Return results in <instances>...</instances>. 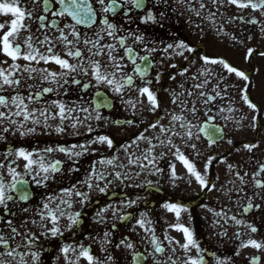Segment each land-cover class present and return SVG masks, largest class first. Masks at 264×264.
Segmentation results:
<instances>
[{
	"label": "snow or ice",
	"instance_id": "snow-or-ice-1",
	"mask_svg": "<svg viewBox=\"0 0 264 264\" xmlns=\"http://www.w3.org/2000/svg\"><path fill=\"white\" fill-rule=\"evenodd\" d=\"M175 2L198 20L206 22L217 35L229 37L236 43L241 41L225 31L226 24H233L237 20L248 24L260 22L254 16L246 19L244 15H227L224 11L226 7L235 6L241 11L251 9L252 12H260L264 16V0ZM161 3L167 4L168 0H0V16L6 18L4 22H0V56L4 57L0 60V142H6L8 135L18 134L21 139L35 135L38 128L42 129L43 134L54 132L61 135L68 128L73 129L74 134H79V128L84 127L90 134L96 131L91 125L93 119L97 122L106 119L101 114V108L110 106L107 92H111L116 99L133 109L137 104H143L141 97H146L149 111H165L169 118L167 125L162 123L165 116L159 115L154 122L146 124V130L158 129L157 135H146L142 131L129 143L120 146L125 153L126 163L118 155H113L92 164L88 176L82 181L88 191L73 184L60 189L56 195L44 196L38 208H33L31 203L36 195L34 189L47 188L49 182L58 173H62L63 162L52 159L53 153H62L69 160H74L85 155L93 144H106L113 150V139L107 135H97L84 144L69 146L57 144L28 148L10 145L0 152V264H44L42 253L47 249L41 238L56 239L63 237L65 232H74L82 223L86 214L84 208L90 202V193L93 190L107 195L108 186L116 181L123 184L124 181L144 173H163L164 169L158 166V161L163 160L167 154H171L184 166L188 176L194 178L202 190L215 189L206 173L217 157H208L204 169L198 170L186 150L191 149L199 155L198 142L202 139L201 134L207 138L209 146L215 144L221 130L214 121L221 116L229 119L224 113L236 111L231 106L226 109L216 103L228 96V86L225 83L227 76L216 72L212 66L219 65L228 75L234 74L244 81H248L249 77L231 65L226 58H213L206 53L200 55L195 47L183 40L157 48L154 46L155 42L140 32L138 27L131 28L137 20L139 24L162 25L166 13L155 11ZM137 13L142 15H135ZM195 26L203 32L200 23ZM261 30L264 31V26ZM58 48H62L63 52H58ZM158 51L165 53L169 59L174 53L184 58L187 65H194L197 57L202 62L201 67L194 74H190V85L185 79L180 83L179 90L171 91V104L174 107L170 110L161 108L162 102L158 101L157 92L151 88L153 80L148 78L150 69L155 67L151 54ZM252 52V49H248L247 55L251 56ZM186 53L189 55H185ZM20 61L24 63L21 64ZM48 64L56 65L60 71L38 67ZM170 67L176 69L177 65L171 64ZM178 75L188 77L189 68L185 66L178 69ZM80 77L88 79L83 80ZM160 79L161 75L157 73L156 83ZM170 79L175 80L176 76L172 75ZM37 80L38 84L29 82ZM101 88L106 92L100 91ZM93 89L95 92L91 100L86 99ZM73 91L79 93L76 100L68 99ZM132 93L138 94L135 101L130 98ZM238 94L240 100L255 112L258 106L251 100L247 90L239 89ZM124 123L134 124L131 120ZM141 143L145 145L142 149ZM228 143L231 144L232 141L229 140ZM243 147L251 151L257 145L244 144ZM134 148L139 151L132 150ZM157 149L160 150L159 155L156 154ZM20 161H23L22 167ZM97 164L101 166L100 170H97ZM104 165L110 166L111 171L104 170ZM227 167L229 173L239 181V187L229 188L226 193L230 203L236 204L238 210L232 215H228L231 209H221L213 214L223 218L225 225L232 221L238 228L247 229V232L234 233L235 239L239 241L236 256L240 255L241 250L248 248L264 252V240H258L253 235L258 232L257 227L239 218L261 208L253 200L264 199V196L259 191H254L249 196L244 189L248 184L246 178H249L254 189L264 190V163H260L254 172L244 171L243 174L231 164ZM131 168L137 171L132 173ZM169 169L171 181L183 179L176 175L174 163L169 162ZM70 170L79 171L78 168ZM147 186L152 187V182L148 181ZM233 191L238 197L245 199L246 203L232 200L230 194ZM143 198L138 196L137 200ZM77 204L80 205V210H76ZM135 204V200H128L122 201L119 207L109 205L108 208L97 210L93 220L96 223L103 222L104 213L109 209L119 220H131L130 213L119 214L120 208H131ZM161 207L175 216V223L169 227L184 234L185 243L181 245L178 241L174 242L184 252L179 264H207L206 250L182 222V213H186L188 209L174 201H165ZM146 224L151 225L152 221L142 212L136 225L130 230L134 231L139 226L150 233L149 241L153 251L148 256H152L153 264H178V260L174 258L177 249L172 246L171 240V255L167 259L158 258L165 254V247L156 237L154 228H146ZM223 235H227V228ZM109 236L110 233H104L105 241L110 244ZM244 236L248 238L244 239ZM165 239H169L167 235ZM114 247H123L129 251V264H145L147 260V256L139 252L128 237H123ZM193 249L195 256L192 255ZM101 251L105 253L103 258L97 257L90 245L61 243L56 259L63 257L64 264H81V261L85 264H117L112 251L107 247H102ZM248 261L249 264H261V257L251 256ZM215 264H232V261L215 258Z\"/></svg>",
	"mask_w": 264,
	"mask_h": 264
},
{
	"label": "flooded vegetation",
	"instance_id": "flooded-vegetation-1",
	"mask_svg": "<svg viewBox=\"0 0 264 264\" xmlns=\"http://www.w3.org/2000/svg\"><path fill=\"white\" fill-rule=\"evenodd\" d=\"M179 8H181V13ZM155 11H163L166 13L162 25H154L151 23L144 25L139 24L137 20L136 23L131 25V28L137 29L138 27L140 32L155 42L154 46L157 48H162L168 43L183 40L190 46L195 47L200 55L206 53L209 57L226 58L231 65L238 70H242L249 77L248 81H244L234 74L228 75L219 65L212 66L216 72L223 73V75L227 76L225 83L228 86V96L223 101L217 100L216 103L224 106L226 109L231 106L236 111L224 113V115L229 116V119H224L221 116L214 121L221 130L220 134L217 135L215 144L209 146L207 138L201 134L202 139L198 142L199 155H196L191 149L186 150V154L191 161L195 162L198 170L204 169L208 157H217V160L213 162V166L206 173L208 179L215 185V189L202 190L194 178L188 176L184 166L175 160L171 154H167L163 160L158 161V166L164 169L163 173L157 175L144 173L138 177H134V179L124 181L123 184L116 181L108 186L107 195L93 190L90 193V202L84 208L86 214L82 218V223L74 232H65L63 237L56 239L44 240L41 238L42 243L47 249V251L42 253L44 264H64L63 257H60L59 260L56 259L59 256V245L61 243H82L85 246L90 245L92 252L101 258L105 255L101 251V248L107 247L114 253L117 264H129L131 260L129 251L123 247H114V245L120 243L123 237H128L136 246L137 250L147 256L145 264H153L152 256H148V253L153 251L149 241L150 233H147L145 229L139 226H136L134 231L130 229L136 225L139 214L142 212L146 213L147 219L151 220L152 224H146L145 227L154 228L155 235L162 244L167 231L164 226L167 217L170 216L172 224L175 223L174 214L168 213L161 207V204L165 201H174L183 204L188 209L186 213H182V222L192 231L199 245L206 250L205 259L207 264H212L215 262V258L220 259L226 253L228 247L227 242L235 233L234 229L238 228L232 221H228V224L225 225L224 219L214 215L213 212H220L221 209H231L228 215H232L238 210L236 204L230 203L229 195H226L229 188L240 186L239 181L235 179L234 175L229 173L228 164L233 165L234 169L241 171V174H243L244 171H248L249 173L254 172L260 163H264V55H262L264 53V31L261 29H240L235 25L234 27L225 25V31L241 41L240 43H236L229 37L217 35L216 31L206 22L200 21L195 15L189 14L175 0H168L167 4L161 3ZM224 11L227 15L236 13L233 10L227 11L226 8ZM135 15H142V13ZM240 15L243 14L240 13ZM259 15L264 19V16L260 12ZM183 16H187L190 21L187 20L185 24L183 22L180 23L178 19ZM5 19V17L0 16V22H4ZM116 19L120 23H123L119 17ZM196 23L202 25L203 32L196 28ZM248 49L253 50L251 56L247 55ZM57 51L62 53L63 49L58 48ZM185 55L189 54L186 53ZM151 58L152 63L155 65L154 68L150 69L148 77L153 80L151 88L157 92L158 101L162 102L161 108L163 110H170L174 107L171 104V91L174 89L179 90L180 83L185 79H187L188 85H190L192 83L190 74H194L197 68L201 67L202 62L197 57L194 65H187V61L184 58L176 56L173 53L169 59L161 51L151 54ZM2 59L4 57L0 56V60ZM19 63L23 64L24 62L20 61ZM171 64H176L177 68H171ZM185 66L189 68V76L181 77L178 75V69L184 68ZM38 67H47L51 71H60L54 64L39 65ZM157 73L161 75L159 83L155 81ZM172 75L176 76L175 80L170 79ZM80 78L83 80L88 79L87 77ZM29 82L39 83L38 80ZM137 82L139 83V81ZM232 85H235V87H232ZM242 88L247 90L251 100L258 106L255 112L240 100L238 90ZM100 91L106 92L103 88ZM94 92L95 89L91 91L86 99L91 100ZM78 95L79 93L73 91L68 99L76 100ZM137 95L136 93H132L130 98L135 101ZM107 97L111 101L110 106L101 108V114L106 119L99 122L93 119L91 125L96 131L90 134L84 127L79 128V134H74L73 129L68 128L61 135H57L54 132L51 134H43L42 129L38 128L37 134L35 135L27 136L23 139L18 134L15 136L8 135L6 142H0V152H3L10 145H19L28 148H43L57 144L69 146L72 144H84L97 135H107L113 139L115 145L113 150H110L106 144H93L85 155L74 158L75 162L74 160H69L62 153H53L51 156L52 159H59L63 162L62 173H58L55 179L49 182L47 188L34 189L36 195L31 202L33 208L40 206V201L44 196L56 195L60 189L73 184L77 185L83 191H88L82 184V181L88 176L92 164H95L99 160L110 158L113 155H118L120 160L126 163L125 153L121 150L120 146L129 143L142 131L146 135H157L158 129L146 130V124L154 122L158 115L165 116L162 123L165 125L168 123L169 118L166 116L165 111L158 110L153 113L148 110L146 97L140 98L143 104H137L135 109L121 102V100L116 99L111 92H107ZM126 120H131L134 124H125L124 122ZM114 121H119L120 123L116 124ZM229 140L232 141L231 144L228 143ZM176 142L178 144L180 143L178 140ZM244 144H255L257 147L249 151L243 147ZM143 147L145 145L141 143L140 148L142 149ZM132 150L139 151V149L135 148ZM159 151V149L156 150L157 155H159ZM0 160H2V157H0ZM169 162L176 165V175L183 177V179H177L174 182L169 179ZM19 163L22 167L23 161ZM73 168H78L79 171H71L70 169ZM103 168L106 171H111L110 166L104 165ZM100 169L101 166L97 164V170ZM130 171L135 173L137 169L131 168ZM109 179H112V177L109 176ZM246 180H248V184L244 189L245 191H251V193L259 191L261 194L264 193V190L254 189L249 178H246ZM148 181L152 182V187L147 186ZM229 181H233L234 183L230 184ZM134 185H144V187H136ZM101 187H103V184H101ZM230 195L232 200H238L241 203V198L234 191ZM138 196L144 198L137 200ZM128 200H135V206L131 208H120L119 214L127 215L130 213L132 216L131 220H119L112 215L111 209L104 213L103 222L96 223L93 220L97 210L108 208L109 205L119 207L122 201L127 202ZM75 208L76 210H80V205L77 204ZM209 209H212V211H209ZM259 211L253 210V213H258ZM225 228H227V235H223ZM236 231L241 232L240 229ZM105 232L110 233L108 237L111 241L110 244L105 241ZM176 241L182 245L185 243V238L182 232L174 229V242ZM17 242H19V237H17ZM232 244L236 246L237 240L234 239ZM163 247L166 250L165 254L158 258L167 259V256L171 255V248L169 246ZM173 247L177 249L174 258L178 260L179 264V260L184 257V252L175 243ZM192 255H196L194 249L192 250ZM81 264H85V262L81 261Z\"/></svg>",
	"mask_w": 264,
	"mask_h": 264
},
{
	"label": "rangeland",
	"instance_id": "rangeland-1",
	"mask_svg": "<svg viewBox=\"0 0 264 264\" xmlns=\"http://www.w3.org/2000/svg\"><path fill=\"white\" fill-rule=\"evenodd\" d=\"M245 202V199H243V203ZM262 214H264V212H262ZM263 218H264V215H263ZM243 219L249 223V220L245 219L243 217ZM243 232H247V229L243 227ZM248 237L246 236V238L244 239H247ZM256 239L258 240H264V235H260L259 237H257ZM255 255H261L264 257V252H256L254 249H251V248H248V249H243L240 251V255L238 256V262L237 263H234V261L232 262V264H249V261H248V257H251V256H255Z\"/></svg>",
	"mask_w": 264,
	"mask_h": 264
}]
</instances>
